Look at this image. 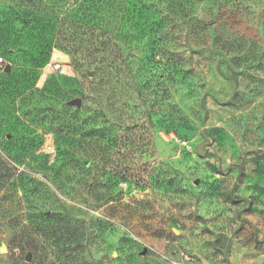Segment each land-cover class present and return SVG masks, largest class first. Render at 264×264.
<instances>
[{"label": "rangeland", "instance_id": "1", "mask_svg": "<svg viewBox=\"0 0 264 264\" xmlns=\"http://www.w3.org/2000/svg\"><path fill=\"white\" fill-rule=\"evenodd\" d=\"M0 59V264H264V0H0Z\"/></svg>", "mask_w": 264, "mask_h": 264}, {"label": "built area", "instance_id": "2", "mask_svg": "<svg viewBox=\"0 0 264 264\" xmlns=\"http://www.w3.org/2000/svg\"><path fill=\"white\" fill-rule=\"evenodd\" d=\"M2 62H3V60L0 59V64H2ZM54 67H55V69H57V70H61V69H62V66H61L60 63L54 64Z\"/></svg>", "mask_w": 264, "mask_h": 264}, {"label": "water", "instance_id": "3", "mask_svg": "<svg viewBox=\"0 0 264 264\" xmlns=\"http://www.w3.org/2000/svg\"><path fill=\"white\" fill-rule=\"evenodd\" d=\"M199 153H201V152L199 151ZM3 253H5V250H3ZM199 257H200L203 264H208V262L202 256L199 255Z\"/></svg>", "mask_w": 264, "mask_h": 264}]
</instances>
